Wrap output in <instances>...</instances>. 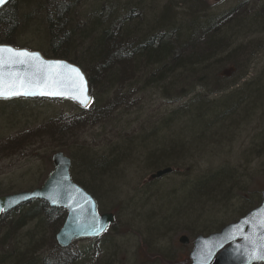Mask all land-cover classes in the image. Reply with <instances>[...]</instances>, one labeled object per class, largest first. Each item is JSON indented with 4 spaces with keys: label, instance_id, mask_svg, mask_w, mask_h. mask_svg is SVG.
<instances>
[{
    "label": "rangeland",
    "instance_id": "374dc122",
    "mask_svg": "<svg viewBox=\"0 0 264 264\" xmlns=\"http://www.w3.org/2000/svg\"><path fill=\"white\" fill-rule=\"evenodd\" d=\"M97 1H118L129 10L141 7L155 12L168 0H73L77 6L68 18H73L70 28L75 30L70 39L74 61H65L76 65L86 77L93 74L88 61L92 58L91 42L80 30L90 25L86 16ZM182 2L192 7L187 9ZM174 4L176 7L170 6L178 24L186 26L191 24V14L202 18L237 7L247 19L264 0H176ZM144 21L126 26L134 29L131 41L138 42L153 24L151 16ZM195 22L200 25L203 19ZM189 30L182 27V41L191 36L192 32H186ZM13 33L16 42L8 46L54 59L47 53L45 34L35 15ZM250 41H256L257 48L253 54L239 57L242 71L223 81L227 90L217 95H207L198 88L171 103L161 98L159 87L166 89L180 71L155 84L142 66L131 82L124 84L125 69L118 65L114 70L122 73L116 83L101 88V77L100 82L94 78L91 105L86 109L64 99L19 98L10 104L0 103V195L39 188L52 170V155L61 152L71 161L72 179L91 190L88 193L100 213H111L115 218L114 226L102 239L76 242L64 252L52 237V227L38 229L35 221L28 222L22 230L15 229L19 230V242L12 241L16 245L0 247V261L6 258L7 249L11 254L18 246L29 264H79L85 258L87 263L82 264H189L187 254L192 245L178 244L180 236L191 242L199 234L215 233L249 207L257 206L264 189V32L242 34L229 46ZM245 68L246 75L241 77ZM226 95L232 97L229 102L220 99ZM114 149L126 157L121 163L112 155ZM98 158L115 160L117 165L109 166L94 180L86 173L78 175L81 160ZM153 164L157 166L151 168ZM165 167L172 168L173 173L158 181H146L151 173ZM213 174H221L222 180L211 187L214 183L207 181ZM26 215V210L14 212L18 220ZM15 224L1 225L0 245ZM25 233L28 243L20 239Z\"/></svg>",
    "mask_w": 264,
    "mask_h": 264
},
{
    "label": "trees",
    "instance_id": "16d2710c",
    "mask_svg": "<svg viewBox=\"0 0 264 264\" xmlns=\"http://www.w3.org/2000/svg\"><path fill=\"white\" fill-rule=\"evenodd\" d=\"M175 1L168 0L162 8L160 7V10L155 12L153 9L149 12L148 9L140 7L138 8V12L141 14L140 18H136L135 11H131L132 9L129 10L125 6H120L118 1L106 4H100L97 1V5L92 7V12L86 16L90 25L86 26L87 29L85 27L80 30V32L83 31L85 39L91 42L90 53L92 54H90V57L92 58L88 57V61L93 65V77H86L89 90L93 86L94 78H99V76L102 79V81L100 78L98 80L99 82L101 81L99 83L101 88L106 84L116 83L115 81L117 77L119 78L123 69L125 70L122 81L124 84H128L134 78V72L142 68L149 71V81L155 84L164 82L168 74L171 75L173 72L180 71L181 75H178L177 79L167 84L166 89L159 87L161 98L171 103H175L178 99L193 93L198 88V91L205 90L207 95H217L227 90L226 86L222 85L223 81L226 82L242 71L238 65L239 57H243L248 53L253 54V50L258 45L256 41H250L231 48L229 46L230 42L231 40L233 42L234 39H237L242 34L244 36L247 34L254 36L257 33L264 32V5L247 19V14L241 7L215 16L206 15L202 18L191 14L189 15V18L191 17L189 23L192 25L182 26L180 23L178 24L177 14L172 12L173 8L170 6L174 5L176 7ZM182 5L187 9L192 7V4L187 6L183 2ZM76 6L73 0H10L0 10V43L12 45L16 42L14 39L15 32L13 33V31L19 25L24 27L28 23L29 17L35 15V22L45 34L47 53H50L54 59L74 61L71 58L70 39L74 36L75 30L70 28L73 18L69 19L68 16H73V12L71 14L70 11ZM118 6L120 7L118 8ZM190 11L188 10V13ZM148 16H151L153 24L148 27L138 42L131 41L134 29L129 28V24L134 21L136 25H142L145 22L144 19ZM201 19H203L202 24L195 25V21ZM243 19L245 20L244 22ZM127 25L129 26L126 27ZM182 27L192 29L186 31L192 32V34L189 38L188 35L187 37L185 35V42L181 39ZM227 30L229 32H224ZM118 65L122 67V70H114ZM246 70L245 68L240 74L241 77L246 75ZM228 71H232V74L226 77L224 73ZM180 84L182 87L179 86ZM179 90L183 93H180ZM229 97L230 95H226L223 98L220 97V99L229 102L232 99V97ZM195 101L197 103L199 99ZM10 102L11 100L0 101L3 104H10ZM114 150L112 155L117 156L118 162L124 161L126 157L121 156L117 149ZM162 159L164 158L162 157ZM113 165H117L115 160L110 162L100 158L91 159L87 162L81 160L78 165V175L86 173L88 177L94 180L103 175V172L109 166ZM156 166L153 164L151 168ZM221 177V174L210 175L208 177L210 180L207 182L208 184L214 183L211 186L213 187L222 180ZM74 182L85 191L91 192L82 183ZM23 210H26L27 215L19 220L14 216L15 211L3 214L0 217V227L3 223L4 226L16 223L15 226H11L10 230H7L8 232L5 234L0 247L10 248L16 245L12 241L19 242L16 237L19 230L15 231V229L21 227L20 230H22L31 221L37 223L38 229L44 228L45 225L52 227L54 230L52 237L54 239L65 219L64 210L49 208L46 204L39 201L30 202V204L16 209L19 212ZM20 239L28 243V233L20 236ZM18 248L20 247L16 246L11 254H8L10 250L7 249L8 252H5L6 258L2 259L0 264L5 262V264H29L28 260H24V256L20 255ZM22 248L24 254V247ZM49 262L51 263L50 260ZM43 263L46 264V261ZM82 263H87V258L79 261V264Z\"/></svg>",
    "mask_w": 264,
    "mask_h": 264
},
{
    "label": "water",
    "instance_id": "95a60500",
    "mask_svg": "<svg viewBox=\"0 0 264 264\" xmlns=\"http://www.w3.org/2000/svg\"><path fill=\"white\" fill-rule=\"evenodd\" d=\"M8 1L6 0L5 4ZM4 5H0V9ZM40 57L46 60L41 55ZM65 63L71 65L67 62ZM85 84L87 89L86 80ZM68 91L71 92V89L69 88ZM86 94L88 100L84 104L72 98L71 95L14 96L0 98V100L13 98H64L72 101L80 108H86L90 100L88 89ZM51 162L53 171L40 188L31 192H21L0 197V215L10 212L29 201L39 200L50 208H61L66 211L64 223L55 236V241L60 248H68L72 242L79 239L100 236L107 226L113 223V216L111 214L97 215L95 202L90 195L70 180V160L68 158L62 153H56L52 156ZM171 173L172 170L170 168L158 170L149 175L147 180H159ZM262 221H264V191L261 194V204L236 223L226 226L217 234L195 239L193 249L189 254L192 264H210L212 260L213 264H263L264 260L252 258L254 252L256 254H264V249L260 248V245L264 244V239H262L264 238V227L261 226ZM101 225H103V229L97 234L96 230L100 229ZM179 242L187 244L185 237L180 238Z\"/></svg>",
    "mask_w": 264,
    "mask_h": 264
},
{
    "label": "snow or ice",
    "instance_id": "6c2138e0",
    "mask_svg": "<svg viewBox=\"0 0 264 264\" xmlns=\"http://www.w3.org/2000/svg\"><path fill=\"white\" fill-rule=\"evenodd\" d=\"M5 3L6 0H0V5ZM86 93L85 79L78 68L63 61L43 60L39 53L0 46V98L71 95L84 104L88 100ZM261 226L264 227V221ZM102 229L103 225L96 230L97 234ZM260 248L264 249V244ZM252 258L264 260V254L254 252Z\"/></svg>",
    "mask_w": 264,
    "mask_h": 264
},
{
    "label": "bare ground",
    "instance_id": "6f19581e",
    "mask_svg": "<svg viewBox=\"0 0 264 264\" xmlns=\"http://www.w3.org/2000/svg\"><path fill=\"white\" fill-rule=\"evenodd\" d=\"M131 11H135L134 13L136 14V18L138 17V18H140V16H141V14L138 12V8H134V9H132ZM242 21V20H241ZM245 20L243 19V22H244ZM128 88H131V87H129L128 86Z\"/></svg>",
    "mask_w": 264,
    "mask_h": 264
}]
</instances>
